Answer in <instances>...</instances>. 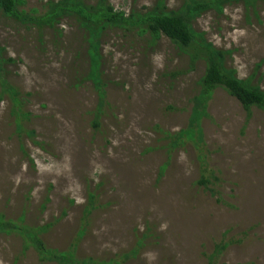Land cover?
Returning a JSON list of instances; mask_svg holds the SVG:
<instances>
[{"label":"rangeland","instance_id":"374dc122","mask_svg":"<svg viewBox=\"0 0 264 264\" xmlns=\"http://www.w3.org/2000/svg\"><path fill=\"white\" fill-rule=\"evenodd\" d=\"M46 1L22 0L21 7L41 10ZM109 2L128 15L156 0ZM164 2L176 10L183 0ZM192 26L230 51L225 65L237 77L264 89V1L205 11ZM85 37L71 17L38 28L0 13L2 56L12 59L3 74L25 113L15 115L0 93V212L49 223L44 244L65 250L76 241L78 259L264 264V109L247 111L218 86L194 125L205 162L194 140L169 147L170 135L188 127L204 60L190 67L189 54L163 34L152 41L137 27H108L100 38L106 103L94 125ZM203 173L208 185L199 181ZM89 193L95 208L84 218ZM130 250L135 254L123 258ZM0 264L67 263L42 256L16 233H0Z\"/></svg>","mask_w":264,"mask_h":264},{"label":"trees","instance_id":"16d2710c","mask_svg":"<svg viewBox=\"0 0 264 264\" xmlns=\"http://www.w3.org/2000/svg\"><path fill=\"white\" fill-rule=\"evenodd\" d=\"M258 1L264 0H183L178 9L169 10L164 0H156L151 8L143 12H131L127 15L124 11L115 9L109 0H97L95 3H88L85 0H47L42 5L41 10L36 8L23 9L21 7L22 0H0V13L21 24H30L38 28H55L62 18L71 17L84 29L89 63L86 77L92 82L97 93L98 112L95 113L94 125H98L99 110L106 103L105 85L101 78L100 52V38L106 28L129 29L137 27L140 30L147 31L152 41L163 34L182 51L189 54L190 67L198 58L203 59L205 69L198 80L199 91L195 96L194 112L185 130L170 135L169 147L179 146L185 143L183 141L187 138L194 140L192 144L198 151L199 159L205 162L207 158L205 143L199 138L200 129L194 128L195 123L199 120V106L204 103L214 88L221 86L228 94L235 97L245 110L249 111L253 106L264 109V89L252 84L249 78L237 77L235 69L225 65V56L230 51L217 48L210 41H207L203 32L196 31L193 28L192 21L208 10L221 13L224 6L229 3L242 2L246 7H253ZM2 52L3 47L0 46V93L10 98L15 115H25L20 110L19 91L3 74V65L12 59L4 58ZM195 126L198 127V125ZM16 130L17 132L23 130L18 119ZM27 133L33 135L34 131L27 130ZM163 168L164 166L161 167V169ZM203 169L207 170V166ZM199 181L208 185L209 178L203 173ZM94 197L93 193L88 194V205L83 211L84 218H87L95 208ZM48 227L49 223L44 225L28 224L23 214L13 219L0 212V233L18 234L42 256L55 258L67 264H119V260L116 258L97 260L92 257H85L78 259L75 256L76 241L65 250L47 247L41 235L47 231ZM83 233L84 229L81 228L78 231L76 240ZM227 244L228 242H224L221 247ZM135 252L136 250H130L122 256L128 258L130 255H134Z\"/></svg>","mask_w":264,"mask_h":264}]
</instances>
